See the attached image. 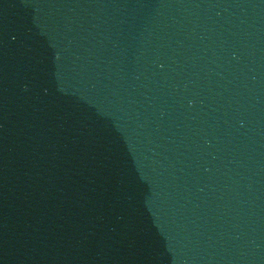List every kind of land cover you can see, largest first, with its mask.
Segmentation results:
<instances>
[{
    "label": "water",
    "instance_id": "obj_1",
    "mask_svg": "<svg viewBox=\"0 0 264 264\" xmlns=\"http://www.w3.org/2000/svg\"><path fill=\"white\" fill-rule=\"evenodd\" d=\"M0 264H264V0H0Z\"/></svg>",
    "mask_w": 264,
    "mask_h": 264
}]
</instances>
